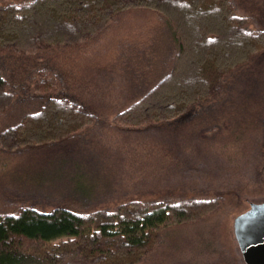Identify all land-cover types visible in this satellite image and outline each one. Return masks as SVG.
I'll return each mask as SVG.
<instances>
[{
  "label": "trees",
  "instance_id": "trees-1",
  "mask_svg": "<svg viewBox=\"0 0 264 264\" xmlns=\"http://www.w3.org/2000/svg\"><path fill=\"white\" fill-rule=\"evenodd\" d=\"M236 5V0L0 3V264H139L163 228L210 212V197L125 196L149 182L138 180L144 157L150 164L155 155L170 159L182 149L152 133L157 147L140 149L138 133L184 119L195 105L218 97L222 81L264 49V28H249ZM142 10L169 30L164 72L141 92L105 93L102 44L134 39L130 31L138 35L134 28ZM260 126L264 176V119ZM87 139L94 149L115 155L120 176L121 187L99 203L78 194V178L45 197L34 194L30 182L15 183L25 172L27 182L55 159L63 169L90 167L94 157L89 154L87 161L79 149Z\"/></svg>",
  "mask_w": 264,
  "mask_h": 264
},
{
  "label": "rangeland",
  "instance_id": "rangeland-1",
  "mask_svg": "<svg viewBox=\"0 0 264 264\" xmlns=\"http://www.w3.org/2000/svg\"><path fill=\"white\" fill-rule=\"evenodd\" d=\"M4 1L8 0H0V3ZM236 1V12L247 17L249 28H264V0ZM138 16L140 27L134 28L138 35L130 31L134 39H109L102 44L105 48L103 58L107 59L102 60L103 66L108 72L106 86H100H105V93L115 94L130 88L141 92L164 72L171 42L169 30L153 14L142 10ZM147 30L150 32L142 36V31ZM221 87L218 97L195 105L184 119L138 133L141 139L136 144L140 149L157 147L150 133L157 139L166 137L170 148L182 149H177L176 156L170 159L162 154L155 155L150 158H153L150 164L149 157H144L138 180L149 178V182H140L139 191L126 192V198L141 194L143 198L171 201L210 197L214 204L205 216L163 228L158 242L143 254L139 264H245L232 223L250 203L264 201L260 152V125L264 119V49L235 68L222 81ZM103 122L107 121L103 119ZM79 149L86 153L87 161L89 154L94 157V164L90 167L87 164L81 173L75 166L61 168L55 159L50 167L38 171L27 182L25 172L15 183L27 186L30 182L29 188L34 194L45 197L78 178V194L86 201L99 203L120 181L113 162L116 157L111 152L104 154L106 150L94 149L89 139L80 142ZM130 156L140 161L135 154ZM109 196L114 198V195ZM61 239L64 237L55 241Z\"/></svg>",
  "mask_w": 264,
  "mask_h": 264
},
{
  "label": "water",
  "instance_id": "water-1",
  "mask_svg": "<svg viewBox=\"0 0 264 264\" xmlns=\"http://www.w3.org/2000/svg\"><path fill=\"white\" fill-rule=\"evenodd\" d=\"M233 235L245 264H264V201L250 203L232 223Z\"/></svg>",
  "mask_w": 264,
  "mask_h": 264
}]
</instances>
